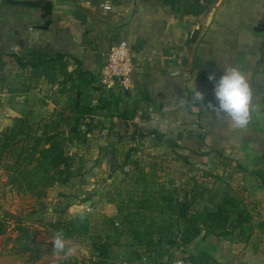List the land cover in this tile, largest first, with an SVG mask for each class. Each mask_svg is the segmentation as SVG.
<instances>
[{
    "label": "crops",
    "instance_id": "obj_1",
    "mask_svg": "<svg viewBox=\"0 0 264 264\" xmlns=\"http://www.w3.org/2000/svg\"><path fill=\"white\" fill-rule=\"evenodd\" d=\"M50 1L47 15L43 0H0V131L27 118L33 107L37 130L76 128L85 134L74 150L66 147L85 150L71 170L82 174L85 195L101 200L96 212L103 215L105 233L91 260L264 264V0ZM121 41L134 56L130 89L103 83L107 55ZM233 65L246 74L253 96L243 130L212 107L215 81L209 75L218 80ZM196 90L203 102L194 99ZM10 108L20 115H11ZM134 126L147 135L122 140L132 141V159L112 156L122 146L115 133L131 134ZM153 129L164 135L162 141ZM94 149L97 155H88ZM129 176L143 187L134 193L135 212L142 214L135 219L116 201L119 189L105 193L94 184ZM228 196L236 197L247 220L225 236L207 235L203 227L184 242L174 224L168 237L157 230L169 222L148 220L150 198H187L188 211L195 213L216 210Z\"/></svg>",
    "mask_w": 264,
    "mask_h": 264
},
{
    "label": "rangeland",
    "instance_id": "obj_2",
    "mask_svg": "<svg viewBox=\"0 0 264 264\" xmlns=\"http://www.w3.org/2000/svg\"><path fill=\"white\" fill-rule=\"evenodd\" d=\"M200 1L204 2L206 0ZM45 99H43V102H45ZM31 109L26 114L28 115L27 123H20L18 127L19 122L16 120L14 122L15 125L11 129L0 131V144L2 143L1 139L8 133H11V131L14 130L13 132L16 135L15 139L11 142V146L2 151L0 157V220L7 226L6 233L0 236V264H59L60 262L65 264H96L90 257H93L99 251L97 249L99 248V240H97L99 234L105 233L104 229H102L101 221V216L103 215L96 212V208L101 204V200L94 193L90 194V196L85 195V185L83 189L81 183L79 186L80 191L83 190V193H80V196H60L59 192L63 189L59 188V190L54 188V185H48L46 183L47 173L38 169L37 165L29 163L28 150L34 143V138L37 136L44 138L45 135L43 132H37L36 124H38V121H33L31 116L35 111ZM42 122L44 123V119H42ZM54 132L56 133L57 131ZM81 136L85 138V134ZM63 137L64 134H60L57 140L60 141V138ZM106 140L108 143L110 139ZM131 142L129 141L128 144L125 141L120 142L122 146L117 151L112 149V156L123 160L132 159V155L127 158V154L132 153L130 151ZM67 144H72L73 149L71 150H74L73 143L67 141ZM78 150L80 151L81 149ZM79 151L75 154L78 155ZM81 151L85 154V150ZM100 151L102 152L103 150L101 149ZM97 152L98 150L95 149L94 152L89 150L88 155L96 156ZM107 152L109 153L110 150H107ZM133 166L135 167V164ZM137 166L140 169L142 165L137 163ZM128 179L127 177H125V180L124 178L120 179V177H117L116 181H113L111 185L101 181L94 182V184L97 186V190L104 188L105 193L113 192L114 194L116 193L115 190L119 189L117 191L119 195H115V199L117 198L116 201L119 204L126 206L123 214L129 218H137L142 216V214L135 212L139 203L136 200L133 201V199L136 197L135 194L137 192H142L143 187L141 183H138V179H131L130 176ZM29 182L33 184L32 188L28 187ZM122 188L126 192L125 196L121 192ZM67 192L69 193L68 189ZM92 200L93 202H89ZM176 200V203L174 202L169 206V202L166 200L162 199L159 201L157 198H150L146 204L152 207V211L148 214L151 217H148V220L151 219L153 221L151 225L160 222L161 218V220L174 224L176 231L181 232L184 228L188 227V222L179 217L180 215L177 213L181 211L184 204L189 206V201H187V198L179 201L178 198L174 197V201ZM161 206H163L162 208L166 212L160 211ZM170 207L175 208L176 213H173L172 210L174 209ZM43 212H48L45 219L47 222L56 218L70 220L75 216L85 217L89 215L90 217L88 218L92 220V226L95 230L87 238L84 236L76 240H65V251L57 253L53 247L55 234L50 232L47 225L36 221ZM190 214L194 217L195 213L190 212ZM19 225L24 226L26 229L20 230ZM130 230L131 233H134L135 228H130ZM152 231L155 232L156 229H152ZM113 242V238L108 241L111 249H113ZM68 249H71V254H68Z\"/></svg>",
    "mask_w": 264,
    "mask_h": 264
},
{
    "label": "trees",
    "instance_id": "obj_3",
    "mask_svg": "<svg viewBox=\"0 0 264 264\" xmlns=\"http://www.w3.org/2000/svg\"><path fill=\"white\" fill-rule=\"evenodd\" d=\"M42 8L46 11V14L49 15L52 12L53 4L50 0H43ZM17 59L21 62L23 57L15 55ZM0 59L2 56L0 55ZM28 119L19 118L20 123H27ZM41 129V128H40ZM37 130V132H43L44 138L42 136H37L34 138V143L32 144L29 151L28 160L30 164L37 165L38 169L43 170L47 173L46 183L48 185H56L63 190H60V196L63 197H78L80 196V186L81 176L79 172L71 170L73 164L76 162V154L73 153L66 147V142L75 143V140H78L81 137V132L76 128L68 132H56L50 133L47 130ZM14 131V130H13ZM11 131L1 139L2 143L0 144V157L2 151H5L6 148L11 146L12 140L15 139V132ZM7 133V132H6ZM64 134L63 138L58 139V135ZM151 134H153L157 140L162 141L164 135L153 129ZM147 134L138 126H134V130L131 134H120L119 132L115 133V138L119 141L131 139L135 140L137 138H142ZM44 141V142H43ZM43 142V143H42ZM133 149L131 148L130 151ZM115 151V150H114ZM131 156V153L127 154V158ZM35 185V184H34ZM33 184L29 182L28 187L32 188ZM69 190V193L67 192ZM73 192V193H70ZM169 202V206L172 204V200L166 199ZM173 208V207H170ZM173 212L175 208H173ZM189 206L184 204L181 211L178 213L185 221L188 222L189 226L184 228L182 231V240L184 242H189L196 237H198L203 227L207 231V235L213 234L215 236H225L229 231H232L233 228L240 227L246 220L247 217L244 214V210L241 208L240 203L236 197L228 196L223 202L218 206L216 210H207L202 212H195L194 217L191 216ZM48 212H43L36 221L43 225H47L51 233L57 234L62 233L65 240H76L81 237L87 236L91 233L92 230V221L88 217L84 216H75L70 220H62L56 218L54 220L45 221ZM202 223L203 226L199 224ZM19 229H26L24 226L19 225ZM7 231L6 224L0 220V236L4 235ZM157 231L163 233L164 236H173L174 232L172 229V224L170 223L166 227L159 228ZM167 242L174 243L175 240L167 238ZM59 264H65L60 262ZM96 264H114L105 262V260H100Z\"/></svg>",
    "mask_w": 264,
    "mask_h": 264
},
{
    "label": "clouds",
    "instance_id": "obj_4",
    "mask_svg": "<svg viewBox=\"0 0 264 264\" xmlns=\"http://www.w3.org/2000/svg\"><path fill=\"white\" fill-rule=\"evenodd\" d=\"M209 79L215 81L214 110L223 113L236 129H245L250 121L251 109L253 107L252 90L246 74L237 66L224 68L223 74L216 79L215 73L209 75ZM196 101L203 102L204 95L196 90L194 94ZM54 250L62 253L66 249V242L62 233H57L53 241ZM71 254V249H68Z\"/></svg>",
    "mask_w": 264,
    "mask_h": 264
},
{
    "label": "built area",
    "instance_id": "obj_5",
    "mask_svg": "<svg viewBox=\"0 0 264 264\" xmlns=\"http://www.w3.org/2000/svg\"><path fill=\"white\" fill-rule=\"evenodd\" d=\"M108 8V7H107ZM135 71L134 56L130 44L121 41L111 47L107 61L103 69V83L119 84L122 88L130 89L132 76ZM120 264H132L130 261H122ZM159 264H194L186 258H178L173 261L160 262Z\"/></svg>",
    "mask_w": 264,
    "mask_h": 264
},
{
    "label": "water",
    "instance_id": "obj_6",
    "mask_svg": "<svg viewBox=\"0 0 264 264\" xmlns=\"http://www.w3.org/2000/svg\"><path fill=\"white\" fill-rule=\"evenodd\" d=\"M22 100L24 101V100H26V98L24 97V98H22ZM27 103H28V105H30V106H34V103H33L32 100H28ZM9 113H10L11 115H13V116H15V115H20V114H19L15 109H13V108H10ZM195 245H196V243H195Z\"/></svg>",
    "mask_w": 264,
    "mask_h": 264
}]
</instances>
